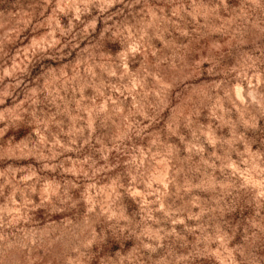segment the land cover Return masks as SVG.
<instances>
[{
	"label": "rangeland",
	"instance_id": "rangeland-1",
	"mask_svg": "<svg viewBox=\"0 0 264 264\" xmlns=\"http://www.w3.org/2000/svg\"><path fill=\"white\" fill-rule=\"evenodd\" d=\"M0 264H264V0H0Z\"/></svg>",
	"mask_w": 264,
	"mask_h": 264
}]
</instances>
